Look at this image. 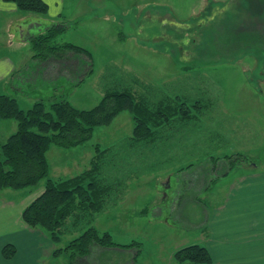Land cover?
<instances>
[{"label": "rangeland", "instance_id": "374dc122", "mask_svg": "<svg viewBox=\"0 0 264 264\" xmlns=\"http://www.w3.org/2000/svg\"><path fill=\"white\" fill-rule=\"evenodd\" d=\"M57 6L42 14L47 27L67 26L52 44L74 43L91 58L67 55L70 71L52 69L43 58L31 60L27 95H15L22 108L67 98L90 109L107 90L131 88L152 101L198 102L202 112L189 122L176 117L152 141L134 142L133 116L124 110L84 143L52 146L50 177L68 178L88 168L99 144L112 148L103 177L122 182L92 223L75 225L70 216L57 247L66 248L91 225L109 231L117 243L141 245L94 243L85 256L72 258L64 250L50 262L194 264L179 263L174 253L204 245L212 211L232 183L264 169V0H63ZM54 58L55 53L46 57ZM44 184L45 179L24 189L4 188L0 195L18 201Z\"/></svg>", "mask_w": 264, "mask_h": 264}, {"label": "trees", "instance_id": "16d2710c", "mask_svg": "<svg viewBox=\"0 0 264 264\" xmlns=\"http://www.w3.org/2000/svg\"><path fill=\"white\" fill-rule=\"evenodd\" d=\"M5 1L13 2L25 12L46 14L50 10L45 0ZM66 29L65 24H54L39 35L32 36L36 51L34 58H43L52 69L62 66L67 71H70L65 63L67 55L81 53L91 58L89 50L74 43L52 44ZM54 53L57 58L48 61L46 57ZM74 70L71 67L70 73ZM89 73H93V69ZM200 108L198 102L189 106L180 97L152 101L148 96L136 94L131 88L107 90L100 102L90 109L78 108L67 98L51 102L40 99L31 108L24 109L16 97L1 93L0 119H15L18 128L6 142L0 144L5 156V159H0V189H24L37 186L45 179L43 192L24 208L22 215L29 226L43 228L58 243L70 216L75 225L81 220L92 223L122 182L120 179L111 182L103 177L105 161L112 148H103L99 144L88 168L68 178L50 177L48 153L52 146L69 148L80 145L92 138L97 126L111 124L124 110H129L134 120L130 139L149 142L155 139L161 127L170 124L176 117L184 122L197 119L202 112ZM94 243L103 247L125 248H140L141 245L137 240L129 244L117 243L109 231L101 233L91 225L80 236L73 238L66 248L57 247L53 254L57 256L66 250L71 252L72 258L85 256ZM16 253L17 248L12 243L6 244L2 250L3 257L7 259L13 258ZM174 257L179 263L216 264L209 249L201 244L184 246L174 253Z\"/></svg>", "mask_w": 264, "mask_h": 264}, {"label": "crops", "instance_id": "0c3cea01", "mask_svg": "<svg viewBox=\"0 0 264 264\" xmlns=\"http://www.w3.org/2000/svg\"><path fill=\"white\" fill-rule=\"evenodd\" d=\"M45 1L53 12L63 0ZM47 28L44 15L22 11L13 2L0 0V94H10L19 103L16 93L27 95L24 88L32 78L26 72L27 64L40 60L34 58L31 38ZM17 128L15 119H0V144ZM43 190L44 185L30 190L18 201L0 195V264H52L57 243L43 228L29 226L22 215ZM212 213L204 245L214 263L264 264V169L238 177ZM8 243L17 248L11 259L2 255Z\"/></svg>", "mask_w": 264, "mask_h": 264}]
</instances>
